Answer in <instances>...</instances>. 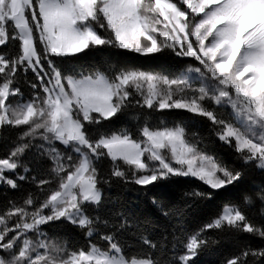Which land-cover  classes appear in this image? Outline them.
Masks as SVG:
<instances>
[{
	"label": "snow or ice",
	"instance_id": "6c2138e0",
	"mask_svg": "<svg viewBox=\"0 0 264 264\" xmlns=\"http://www.w3.org/2000/svg\"><path fill=\"white\" fill-rule=\"evenodd\" d=\"M100 48L142 57L169 50L196 64L176 74L109 58L107 70L66 73L54 59ZM22 85L31 90L27 97ZM137 108L149 112L132 114L144 117L135 135L96 127ZM171 110L205 118L209 134L243 167L202 149L203 138L183 121L154 127L146 118ZM13 129L22 130L0 158V190L18 191L25 182L36 191L0 211V264H194L213 230L264 242V224L244 211L259 201L264 217V185L200 228L179 235L165 229L157 239L107 208L117 201L104 194L113 179L147 188L184 177L209 189L193 197L212 199L246 168L264 171V0H0V142ZM29 151L35 167L23 159ZM55 221L78 228L86 244L50 237L42 226ZM224 264H264V243Z\"/></svg>",
	"mask_w": 264,
	"mask_h": 264
},
{
	"label": "trees",
	"instance_id": "16d2710c",
	"mask_svg": "<svg viewBox=\"0 0 264 264\" xmlns=\"http://www.w3.org/2000/svg\"><path fill=\"white\" fill-rule=\"evenodd\" d=\"M18 50V42H16ZM111 59V62L117 65H132L148 71H159L165 73H180L188 64H195L191 59L177 58L169 50L161 53L142 57L137 54L127 53L125 51L100 48L92 49L78 57L65 58L64 62L57 59L58 66L64 72H79L83 70L88 72L96 66L104 70L106 66L104 61ZM29 78L32 73H28ZM22 90L27 97L30 89L22 85ZM15 99V98H13ZM215 107V105H210ZM229 112V110H226ZM147 109H129L126 112L106 121L100 126L106 131H115L121 128H128L134 135L137 134V125L144 122V117L140 120L131 118L133 113H148ZM147 120L152 126H161L164 121L169 126L175 122L183 121L188 127L189 132L195 130L203 138L200 147L205 151L222 157L229 165L237 168L243 167L241 162L236 159V153L228 146L217 140L215 135L209 134L210 122L205 118L193 117L192 114L181 110H171L163 112H151L147 115ZM22 129H13L11 133L0 142V158L8 154L11 141L16 138V133ZM35 153L29 151L23 158L25 162L34 163ZM109 161H104L103 170H107ZM45 166H49L47 160L43 161ZM264 185V171L255 168H246L244 177L237 184L214 193L212 199L193 197L191 193L199 189L209 191L201 182L184 177H172L168 180H162L158 183L141 188L135 184H123L113 179L111 188L104 186V194L111 197L115 203L107 205L112 211L121 210L133 219L139 226V231L144 232L152 239L160 237L161 233L167 229L169 235L176 232L178 235L183 232H192L200 228L203 224L217 216L223 205L228 203H238L242 205L243 196L246 193H252L254 189ZM35 192V186L29 183L21 182V188L18 191L0 190V211L7 206L9 199L19 200L27 192ZM155 199L162 204L171 213L169 217H164L157 205L153 204ZM261 204L259 201L252 206L244 208L248 218L255 223L264 224V217L260 215ZM48 235L52 238L67 241L70 247L85 245L86 241L82 232L66 221L50 222L42 226ZM207 235L213 238L211 243L201 254L195 258L194 264H224V261L241 251L247 245L259 247L262 241L248 234H233L228 231L213 230ZM99 243H103L102 241Z\"/></svg>",
	"mask_w": 264,
	"mask_h": 264
},
{
	"label": "rangeland",
	"instance_id": "374dc122",
	"mask_svg": "<svg viewBox=\"0 0 264 264\" xmlns=\"http://www.w3.org/2000/svg\"><path fill=\"white\" fill-rule=\"evenodd\" d=\"M186 59H190V58H186ZM192 60V59H191ZM195 64H196V61H194V60H192ZM229 110V112H230V109H228Z\"/></svg>",
	"mask_w": 264,
	"mask_h": 264
}]
</instances>
